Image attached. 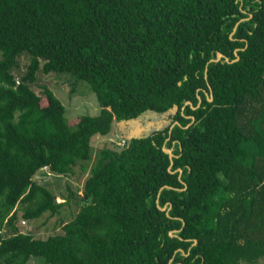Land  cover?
<instances>
[{
  "label": "trees",
  "instance_id": "trees-1",
  "mask_svg": "<svg viewBox=\"0 0 264 264\" xmlns=\"http://www.w3.org/2000/svg\"><path fill=\"white\" fill-rule=\"evenodd\" d=\"M217 53L229 62H211ZM40 74L87 82L98 115L71 131ZM147 112L170 121L93 161L95 135ZM88 166L62 234L19 231V218L56 215L73 196L58 203L34 180L39 170L68 177ZM31 257L264 259V0H0V264Z\"/></svg>",
  "mask_w": 264,
  "mask_h": 264
},
{
  "label": "rangeland",
  "instance_id": "rangeland-1",
  "mask_svg": "<svg viewBox=\"0 0 264 264\" xmlns=\"http://www.w3.org/2000/svg\"><path fill=\"white\" fill-rule=\"evenodd\" d=\"M24 63V60H22ZM38 86L48 85L55 96L65 108L66 124L71 131L78 127L81 117L98 115L100 108L94 92L85 81H76L69 74L42 75L38 76ZM36 91L40 92V87ZM169 114L159 115L154 112H147L137 120L129 122H113L112 130L107 136H94L91 140L93 161L94 157L102 148L119 150L122 140H128L141 134H149L155 130L164 128L169 122ZM118 143V144H117ZM92 164V161L90 162ZM90 166V165H89ZM89 166L86 172L80 173L79 167L75 173L68 177L56 176L46 168L39 170L34 180L40 185L48 188L55 196L56 201L64 202L68 196V204H65L56 215L45 214L33 221H24L21 218L17 221L21 233H31L35 238L46 239L51 235L62 234V224L68 222L77 214L81 207L80 198L83 195V184L89 173ZM75 196V198H74ZM26 264H47L40 257L29 258ZM256 264H264V259Z\"/></svg>",
  "mask_w": 264,
  "mask_h": 264
},
{
  "label": "water",
  "instance_id": "water-1",
  "mask_svg": "<svg viewBox=\"0 0 264 264\" xmlns=\"http://www.w3.org/2000/svg\"><path fill=\"white\" fill-rule=\"evenodd\" d=\"M222 58H224V60H225V62H229L228 61V59L226 58V57H224L221 53H217L216 54V58H215V60H211V62H218V61H220ZM237 60V59H236ZM212 99H209V101H211ZM187 104H191L190 102H187ZM192 120H193V117H192ZM164 152L166 153V154H168V156H169V158L170 159H172V157H173V154H172V151L170 150V149H164ZM179 172H180V170H179ZM164 209V208H163ZM162 209V210H163Z\"/></svg>",
  "mask_w": 264,
  "mask_h": 264
},
{
  "label": "built area",
  "instance_id": "built-area-1",
  "mask_svg": "<svg viewBox=\"0 0 264 264\" xmlns=\"http://www.w3.org/2000/svg\"><path fill=\"white\" fill-rule=\"evenodd\" d=\"M121 142H122V143L120 144V146L123 147V146L125 145V142H126V141H125V140H122ZM117 144H118V143H117Z\"/></svg>",
  "mask_w": 264,
  "mask_h": 264
}]
</instances>
